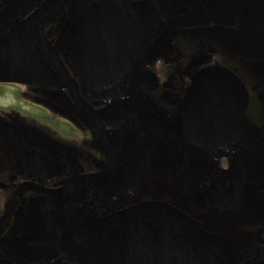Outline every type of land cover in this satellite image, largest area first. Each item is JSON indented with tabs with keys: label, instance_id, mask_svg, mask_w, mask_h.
<instances>
[{
	"label": "flooded vegetation",
	"instance_id": "flooded-vegetation-1",
	"mask_svg": "<svg viewBox=\"0 0 264 264\" xmlns=\"http://www.w3.org/2000/svg\"><path fill=\"white\" fill-rule=\"evenodd\" d=\"M0 264H264V0H0Z\"/></svg>",
	"mask_w": 264,
	"mask_h": 264
},
{
	"label": "water",
	"instance_id": "water-1",
	"mask_svg": "<svg viewBox=\"0 0 264 264\" xmlns=\"http://www.w3.org/2000/svg\"><path fill=\"white\" fill-rule=\"evenodd\" d=\"M203 76L204 75H202L201 77H199L198 78V80L196 81V84L194 85V87H193V89H192V98L194 99V96H196V90H198V88H200V81L203 79ZM205 77V76H204ZM208 90H210V92L211 93H208V95L211 97V95H213V92H212V88H211V86H210V88H208ZM209 100H210V98H209ZM236 111L237 110H234V112L236 113ZM240 111V110H239ZM238 111V112H239ZM199 112H202V114H204V113H208V112H211V111H208V109H205V108H202V111H199ZM205 115V114H204Z\"/></svg>",
	"mask_w": 264,
	"mask_h": 264
}]
</instances>
